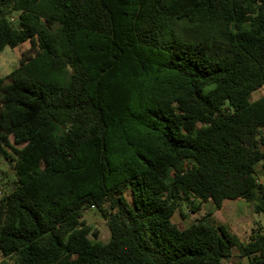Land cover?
<instances>
[{
    "label": "trees",
    "instance_id": "trees-1",
    "mask_svg": "<svg viewBox=\"0 0 264 264\" xmlns=\"http://www.w3.org/2000/svg\"><path fill=\"white\" fill-rule=\"evenodd\" d=\"M23 43L0 78L1 264H264V226L174 221L264 215V0H0V53Z\"/></svg>",
    "mask_w": 264,
    "mask_h": 264
},
{
    "label": "rangeland",
    "instance_id": "rangeland-1",
    "mask_svg": "<svg viewBox=\"0 0 264 264\" xmlns=\"http://www.w3.org/2000/svg\"><path fill=\"white\" fill-rule=\"evenodd\" d=\"M28 48L27 43L20 44L16 48H4L0 53V78L10 73L13 69L18 67L21 59V54ZM264 94V88H261L258 92L254 93L251 100L258 99ZM258 171V180L263 179L264 172L261 169ZM13 181L12 169L5 162L0 160V192L10 188ZM2 189V190H1ZM187 209L184 206L183 212L186 213V218L182 219L178 214L174 216V221L180 227H186L191 222H194L195 218H200L206 213V222L211 226L223 225L230 230L231 233L237 235L239 239L242 236H248L249 230L254 227L264 226V215L255 214L251 211L248 205L242 200L227 201L225 206L220 210H215L210 202H205L203 207L196 214H187ZM83 221L88 226L97 230L99 233V242L105 244L109 240V232L106 228L105 221L100 217L95 209H89L83 214ZM2 261V257L0 256ZM237 259L233 258L229 261H223L222 264H236ZM230 262V263H229ZM12 264V262H9Z\"/></svg>",
    "mask_w": 264,
    "mask_h": 264
},
{
    "label": "crops",
    "instance_id": "crops-1",
    "mask_svg": "<svg viewBox=\"0 0 264 264\" xmlns=\"http://www.w3.org/2000/svg\"><path fill=\"white\" fill-rule=\"evenodd\" d=\"M256 170H257V169H256ZM257 173H258V172H257ZM258 176H259V175H258ZM259 182H260V183H264V182H263V179H259ZM226 202H227V201H226ZM226 202L223 203L222 208L225 206V203H226ZM253 229H254V228H252V229L249 230V235H250V233H251V231H252ZM249 235H248L247 237H246L245 235L242 236V239H243V240L239 239V237H238L237 235H236V236H237V238L239 239V241L245 243V242H247ZM229 263H230V262H229ZM224 264H226V263H224ZM230 264H231V263H230ZM236 264H248V261H247L246 258L242 257L240 260H237V261H236Z\"/></svg>",
    "mask_w": 264,
    "mask_h": 264
},
{
    "label": "built area",
    "instance_id": "built-area-1",
    "mask_svg": "<svg viewBox=\"0 0 264 264\" xmlns=\"http://www.w3.org/2000/svg\"><path fill=\"white\" fill-rule=\"evenodd\" d=\"M264 131V130H263ZM0 264H1V260H0Z\"/></svg>",
    "mask_w": 264,
    "mask_h": 264
}]
</instances>
